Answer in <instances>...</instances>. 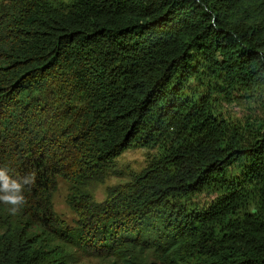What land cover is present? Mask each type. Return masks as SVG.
<instances>
[{
	"label": "trees",
	"instance_id": "1",
	"mask_svg": "<svg viewBox=\"0 0 264 264\" xmlns=\"http://www.w3.org/2000/svg\"><path fill=\"white\" fill-rule=\"evenodd\" d=\"M262 53L264 0H0V167L36 173L21 213L0 205V264H264V128L213 107L264 106ZM165 143L93 200L119 155Z\"/></svg>",
	"mask_w": 264,
	"mask_h": 264
},
{
	"label": "rangeland",
	"instance_id": "2",
	"mask_svg": "<svg viewBox=\"0 0 264 264\" xmlns=\"http://www.w3.org/2000/svg\"><path fill=\"white\" fill-rule=\"evenodd\" d=\"M71 0H56L58 7L64 9ZM231 97L223 98L222 95L213 96V107L218 113V118L223 119L230 127L239 129L256 130L260 126L264 128V106L259 97H246L243 91H229ZM173 144V143H172ZM170 143L165 145H155L149 147H133L128 149L114 160V176L107 177L103 183L94 184L90 188L93 200L101 203L106 198L107 188H119L128 185L141 171L147 168L152 162L166 153ZM67 185L58 180L57 189L52 197V207L55 216L71 227L75 216L65 203ZM204 196H194L190 200L193 204H202ZM246 211L255 212L254 202L246 207ZM151 261V260H150ZM79 264H97V260L92 258L80 259Z\"/></svg>",
	"mask_w": 264,
	"mask_h": 264
},
{
	"label": "clouds",
	"instance_id": "3",
	"mask_svg": "<svg viewBox=\"0 0 264 264\" xmlns=\"http://www.w3.org/2000/svg\"><path fill=\"white\" fill-rule=\"evenodd\" d=\"M261 55L264 56V53ZM35 179V171L14 178L7 168L0 167V205L5 206L9 215L14 217L22 212L28 203L24 195L25 189L30 188Z\"/></svg>",
	"mask_w": 264,
	"mask_h": 264
}]
</instances>
